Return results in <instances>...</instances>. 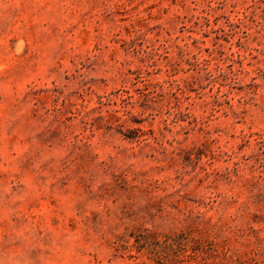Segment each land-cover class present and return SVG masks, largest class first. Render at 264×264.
I'll return each instance as SVG.
<instances>
[{"label":"rangeland","instance_id":"rangeland-1","mask_svg":"<svg viewBox=\"0 0 264 264\" xmlns=\"http://www.w3.org/2000/svg\"><path fill=\"white\" fill-rule=\"evenodd\" d=\"M0 264H264V0H0Z\"/></svg>","mask_w":264,"mask_h":264}]
</instances>
